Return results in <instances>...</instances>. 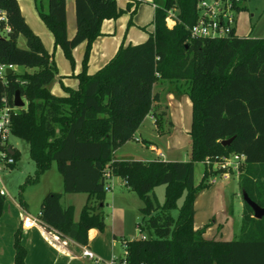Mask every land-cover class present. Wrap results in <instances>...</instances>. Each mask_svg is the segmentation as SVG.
<instances>
[{
  "label": "trees",
  "instance_id": "1",
  "mask_svg": "<svg viewBox=\"0 0 264 264\" xmlns=\"http://www.w3.org/2000/svg\"><path fill=\"white\" fill-rule=\"evenodd\" d=\"M116 1L74 0L76 30L71 39L66 34L65 0H46V12L39 11L72 66L73 49L85 43L82 71L76 76L78 88L62 87L65 95L59 97L49 90L57 74L52 56L25 22L18 1L0 0L10 27L8 34L0 35V63L28 70L9 76L7 87L11 104L16 92L27 104L17 110L11 126L13 136L28 145L36 167L26 183H36L52 165L62 178V192H50L42 199L40 220L61 236L87 246L88 231L105 228L107 173L138 194L143 205L137 225L151 237L126 242L128 264H264V217L255 219L244 202L238 237L207 240L205 228L194 229L195 200L211 187L209 178L217 174L206 166L196 183L198 163L243 154L240 191L264 207V36L254 39L232 32L221 39L192 38L188 28L196 22L199 0H153L154 29L147 40L120 46L102 69L89 75L91 47L103 21L134 13L136 2L121 9ZM245 1L237 6L238 13L246 10ZM169 12L176 18L172 28L165 22ZM19 36L25 39V49L17 45ZM158 82L169 83L175 96L190 99V160H115L114 153L135 139L148 115L159 132L164 123L171 125L164 110L157 112L159 95L153 87ZM231 138L229 146L222 145ZM158 186H164L162 204L154 194ZM78 193L88 199L74 221L73 207L62 208L60 201L63 194ZM180 199L174 218L171 212ZM4 202L0 196V216ZM13 247V264H25L19 233Z\"/></svg>",
  "mask_w": 264,
  "mask_h": 264
},
{
  "label": "rangeland",
  "instance_id": "2",
  "mask_svg": "<svg viewBox=\"0 0 264 264\" xmlns=\"http://www.w3.org/2000/svg\"><path fill=\"white\" fill-rule=\"evenodd\" d=\"M17 1L26 23L29 25L32 32L40 38L46 51L52 56L55 62L57 74L50 85V89L56 95H62L64 90L58 82V79H61L60 73L64 71V64H69V68L73 66L65 57L61 46L55 44L51 31L39 16V11L46 12L47 2L46 0H41V3L40 0ZM65 2L67 9L66 34L67 37L70 38L75 34L76 30L74 9H70L69 7L70 4H73V0H65ZM242 5L245 6L246 10L240 11L237 14L239 17L238 32L240 36L249 33L251 38H262L264 36V0H246ZM17 45L21 49L26 48L23 36H19ZM60 58H62L63 61H61ZM25 71L28 70L22 67L14 68L15 74H23ZM158 86L160 85H157V88ZM77 88L78 80L76 84V89ZM169 93L172 94L171 92ZM169 93L165 90L161 95L165 105L171 103L170 107L166 109L167 118L172 123L170 127L165 126L167 123H164L162 132H159L155 119L147 116V120L136 135L138 140L134 139L120 147L119 151H117L118 157L127 160L142 161L154 159L156 158L155 153L149 150L148 146L143 142L152 141L161 150L165 159H178L181 160V162H188L190 160L191 102L186 96L184 100L182 99L181 103L176 104L174 99L169 100ZM26 106L27 104L24 101L23 108ZM162 109V107H159L157 112H162ZM9 143L13 146L19 159L16 161V165L11 171L2 174V180L7 192V196L5 197L6 204L11 202L16 204L26 203L28 211L32 214H37L42 199L49 191L62 192L61 175L56 167L52 166L50 170L39 176L36 183L27 184V177L33 178L36 168L34 162L29 157L28 145L15 136L9 138ZM205 167L206 162L195 165L196 183L201 180ZM122 183L123 181L117 177L108 179L109 189L105 193V204L103 208L105 214L104 230H110L111 228L115 231L114 233L119 241L120 239H124L126 242H129L145 236L137 225L141 221L139 209L143 204L138 194L133 190L122 187ZM216 188L221 190H219L220 193L215 191ZM154 194L158 202L162 204L164 200V186L156 187L154 189ZM242 200L237 179H230L228 181L220 180L217 184L211 186L210 189L201 193L199 197L198 218L204 220L206 214L209 212L211 214L212 212V219L215 220L217 224L224 226L225 230L228 231L231 227L232 229L234 227L236 228V222L240 211L239 204ZM181 204L182 199L178 200L177 208L171 212L174 218L177 217L178 209ZM226 206H228L229 210L225 213L224 208ZM227 239H232V236L227 237ZM122 251L123 248L120 245L115 248L116 255H121Z\"/></svg>",
  "mask_w": 264,
  "mask_h": 264
},
{
  "label": "crops",
  "instance_id": "3",
  "mask_svg": "<svg viewBox=\"0 0 264 264\" xmlns=\"http://www.w3.org/2000/svg\"><path fill=\"white\" fill-rule=\"evenodd\" d=\"M116 2L118 7L121 9H125L127 3L136 2V4L133 5L132 7V9H134V13L133 15H131L129 12H126L116 20L103 21L100 28V36L93 42L91 47L90 56L87 63V73L89 75H93L96 72H98L100 69H102L115 56L120 46L140 44L139 42L146 41L148 35L153 32L154 27L152 22L155 12V5L153 4V0H117ZM72 5L70 4L69 6L70 9H74V0ZM74 17H75V13H74ZM238 18L239 17L237 15L236 35L238 37H248V36L250 37L249 33L247 35L240 36L238 32ZM72 37H70L69 39H71ZM84 50H85V43H82L80 44V46L76 47L72 51V56L74 59V66L72 68H69V64H64L65 65L64 71L60 73L61 79L60 78L58 79V82L62 87L69 89H76V84H77L76 76L82 71V58H83ZM60 60L63 61L62 58H60ZM157 85L160 86H158L157 88ZM170 88H171L170 84L167 82H158L153 87V93L159 95V102L156 103V106L162 107L163 108L162 110H164L165 112L166 109L170 107L171 103L165 105L163 103V98L161 93L164 92L165 90H167L168 93L171 92ZM49 90L55 96L60 97L65 95L64 91L62 95H56L55 93L52 92L50 86H49ZM185 97L186 95H181L179 97L170 93L168 95L169 100L174 99L176 101L175 102L176 104L181 103L182 99L184 100ZM190 114H192L191 104H190ZM148 116L152 117V115H148ZM146 120L147 117L144 119L141 126H143ZM167 122H170L168 118H167ZM140 128L137 130L136 135L139 133ZM136 135H135V140H138L136 138ZM148 142H151L148 148L149 150H152L155 153L156 158H160L161 160L168 162H176V161L181 162V160L178 159H165L163 153L155 145V143L152 141H148ZM119 149L117 151H119ZM117 151L114 153L115 160L129 161L127 159H123L122 157H118ZM154 159H150L147 161H151ZM121 186L124 187V184L122 183ZM219 190H220L219 188H216L215 191L219 192ZM204 191L205 190H203L201 193H203ZM50 192L51 191H49V193ZM201 193L197 196L194 203V209H195L194 229L199 230L205 228L203 237L207 240L227 241L229 240L227 239V237L229 236H232V239L238 237L241 226L243 200L239 204L240 211L238 215V220L236 222V228L234 227L235 229L234 228L232 229L231 227V229L227 231L225 230L224 226H222L221 224H217L216 221L212 219L213 218L212 212L211 214L210 212L206 214L204 220H200L198 218L199 197ZM87 199H88L87 194H83V193L63 194L60 203L62 208H67L69 206L73 207L74 221H77L80 210L86 204ZM228 210L229 208L228 206H226L224 208L225 213L228 212ZM22 211H25L26 214L31 216H38L40 212V206H39V212L37 214H32L28 211L26 203L16 204L14 202H11L6 204V200H5L3 213L0 216V264H13L14 256H15L13 243L16 233H19L21 245L26 251L25 264H104L112 256L121 257L126 249V241L124 239H120L119 241L118 238L116 237V234L114 233L115 231L111 228L110 230L105 229L103 232H99L97 229H90L88 231L87 246H81L75 243L74 241L61 236L55 230L54 231L57 234L58 240L45 239L40 235V232L38 231L37 228H31L28 230H23L21 228ZM119 245L122 246L123 251L121 255L120 254L116 255L115 248H117ZM83 247L89 249L96 256V258L100 260V262L96 263L87 258H84L82 256Z\"/></svg>",
  "mask_w": 264,
  "mask_h": 264
},
{
  "label": "built area",
  "instance_id": "4",
  "mask_svg": "<svg viewBox=\"0 0 264 264\" xmlns=\"http://www.w3.org/2000/svg\"><path fill=\"white\" fill-rule=\"evenodd\" d=\"M240 3L241 0H199L196 5V22L188 28L190 36L192 38L221 39L229 37L232 32L236 35L237 6ZM165 22L168 28H172L175 25L176 18L173 12L168 13ZM9 32L10 27L7 23V16L4 11L0 10V35H6ZM14 68L15 66L0 63V196L4 198L7 196V192L2 180V174L11 171L16 165V151L9 143V138L13 136L11 131L12 117L18 109H21L10 103L7 91L8 78L15 74ZM7 70L11 71L10 75L7 74ZM245 162L246 157L243 154L223 156L212 163L206 161V166H210L208 170L217 172L216 175L209 178V184L213 186L220 180H238ZM105 176L109 179L107 173ZM21 228L23 230L37 228L43 238L58 240L56 232L40 220V213L38 216H31L22 211ZM142 239H145V236ZM126 255L125 250L121 257L112 256L104 264H128ZM82 256L96 263L100 262L86 247L82 249Z\"/></svg>",
  "mask_w": 264,
  "mask_h": 264
},
{
  "label": "water",
  "instance_id": "5",
  "mask_svg": "<svg viewBox=\"0 0 264 264\" xmlns=\"http://www.w3.org/2000/svg\"><path fill=\"white\" fill-rule=\"evenodd\" d=\"M11 71L10 70H7V74L10 75ZM13 105L16 107V108H23L24 107V101L23 99L21 98L20 94L18 92L15 93L14 95V99H13ZM233 138L229 139V140H225L222 142V145L223 146H229L231 141H232ZM12 153V151H11ZM242 199H243V202L245 204H247L251 210L253 211V217L257 220L261 219L262 217H264V207H260L258 204H256L255 202H253L249 197L248 195L245 193V192H242ZM145 235V239L146 240H150L151 237H150V234L149 232H145L144 233Z\"/></svg>",
  "mask_w": 264,
  "mask_h": 264
}]
</instances>
